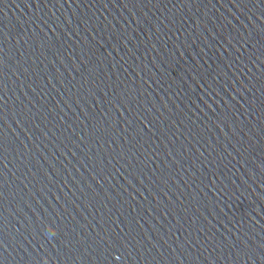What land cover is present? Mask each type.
Returning a JSON list of instances; mask_svg holds the SVG:
<instances>
[{"label": "water", "instance_id": "water-1", "mask_svg": "<svg viewBox=\"0 0 264 264\" xmlns=\"http://www.w3.org/2000/svg\"><path fill=\"white\" fill-rule=\"evenodd\" d=\"M45 261L264 264V0H0V264Z\"/></svg>", "mask_w": 264, "mask_h": 264}, {"label": "clouds", "instance_id": "clouds-1", "mask_svg": "<svg viewBox=\"0 0 264 264\" xmlns=\"http://www.w3.org/2000/svg\"><path fill=\"white\" fill-rule=\"evenodd\" d=\"M48 231L51 233V235L55 236L56 232L55 229L52 227H49ZM45 264H47V262L45 261Z\"/></svg>", "mask_w": 264, "mask_h": 264}]
</instances>
